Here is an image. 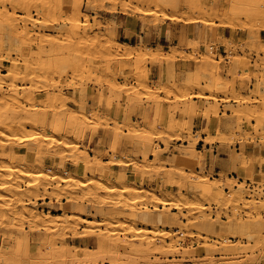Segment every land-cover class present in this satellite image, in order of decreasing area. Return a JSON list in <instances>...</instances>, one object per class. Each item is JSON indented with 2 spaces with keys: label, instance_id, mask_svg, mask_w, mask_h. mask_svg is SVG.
<instances>
[{
  "label": "rangeland",
  "instance_id": "obj_1",
  "mask_svg": "<svg viewBox=\"0 0 264 264\" xmlns=\"http://www.w3.org/2000/svg\"><path fill=\"white\" fill-rule=\"evenodd\" d=\"M46 1L47 0H0V12L2 13L0 14V38L3 36L4 39L2 42H4L12 35L18 41L21 53L11 54L10 61L24 64L22 62L24 57L21 56L23 54H27V57L30 56L32 58V60L31 58H27L31 64L29 62L26 63H29L31 68L29 64L28 66L22 65L16 84L17 88L20 89V95L25 93L22 87H25L27 91H29L28 89L30 88L32 89L31 94L34 98L38 96L39 99L26 101L27 98L21 97L15 99L17 104L21 107H25V109H29L30 106H32L31 104H35V110H31L33 114L38 110L36 112L42 113L45 111L48 115L53 117L54 115L51 114L56 113L58 117H63L59 122L61 124L64 120L63 126L58 129L54 137L77 143L80 149L78 151L74 148L63 149L62 147L59 148L54 146L53 141H47L50 145L53 144L51 147L52 154H48V152L45 151L32 152L29 153V155L25 154L32 162H30V164H22L23 168L38 171L46 170L48 165H53L54 170L52 169V171L49 172H53L57 175H67V171H69L70 174H81L79 167H76L71 161L74 154L82 151V153L87 152L90 155L98 154L101 158V163H103L102 165H108L111 159L113 160V158H115L114 155L119 154L122 160H130V163L133 161L135 162L134 165L115 166L113 170L106 174H103L100 170H96L95 172H90V175H88L89 178L87 177V179H90L92 175H94V178H100L102 175L101 177H103V179L108 180L122 173L125 174L127 178L121 177L119 179L118 183H116L117 189L122 186L137 187L145 192L154 191L156 194L162 196L172 192L173 195L176 196L186 194V196L190 197L194 192L190 189L192 184L191 181H195V178L198 179V177L202 175L209 179L217 178V183L221 185L220 187L224 191L236 188L234 186L235 184L237 187L242 185L245 191L243 195L246 197L244 199H232L229 195L227 196V194H225L227 198L219 200L212 196H204L205 194L202 193V199H199L195 206H189L187 209H176L172 206L164 208V206L158 205L157 212L153 213L155 217L162 211H165L167 214L173 213L172 215L175 217L176 223L173 226L167 227L165 223L157 224L156 220H153L152 223L149 224H143L140 221L144 211L155 209L153 200L147 198L145 195L144 197H128L126 195V197H123L117 190L110 194V196L104 195V193L98 196L99 198L97 197L96 200L89 198L85 200V203H75L72 205L69 203V193H71V191H77L78 194L76 193L77 195L75 196L80 198L83 191L82 188H80L81 184L71 185L69 183H53L47 186L48 193L54 192L53 194L56 193V195H58L57 197L55 195L51 197L48 195V198H46L45 194L41 191L42 195H39L36 199H31L32 202L30 205H27L25 204V201H28L27 197L21 194L26 191L25 189L23 191V188H26L28 191L30 183L21 180L20 183L13 184L15 189L19 187L20 189L18 190H21L20 193L16 195L19 201L11 204L9 200H0L1 207H14V210L18 211L16 214H18L17 217H19L17 219L19 221L15 219L16 222H18L17 224L16 222L14 224H9L8 222H4L5 225L0 224V264H44V262L45 264H77V260H70L69 258L68 260L64 256H61L64 253L63 250L60 249V246H62V239L64 238L68 244H78L80 246L85 245L87 240L84 237L79 239V241L73 240L72 233L66 231V229L63 230L64 228L60 223L53 226L54 230L52 232H47L43 229L39 230L33 222L24 221L25 215H20L28 207H33L38 212L42 211L43 213L49 214H58L66 211L69 215L73 213L80 214L81 218L95 221L112 219L119 220V222H129L133 220L137 221L138 227L157 229L153 234H149L144 239L127 240V243H130V247L138 246L140 243L145 245L148 240H156V242H158L162 238L161 233L167 230L171 231L173 235L172 239L165 240L169 243H173V247L177 249L176 252H169L167 255L165 253H160L152 247L151 250L148 249L149 251H144L141 256L128 255L125 261L135 262V264H200L204 261H212V263L214 262L213 264L227 261L245 262L248 261L246 254L250 256V253H238L235 247L238 245H252L251 248H253L255 246L254 244H256V247L251 249V251H253L250 252L252 256L254 254L253 257L255 259L249 260L248 264H264V229L259 230L255 225L256 221L264 222V122H259L262 120L259 117L254 119L249 118V116H246L248 115L246 112H244V114L240 111V109L243 110V106H252L251 109H259L260 107L261 111L264 108V105H262L264 101V33L262 39L260 36L261 32L264 31V16L261 14L262 10H264V0H242L245 5L243 9L235 15H224L230 7L227 5H225L222 10L216 12L213 10L214 15L210 17L202 18L197 13L193 14L192 17L196 19L197 23L186 26H194L197 31V36L194 40L190 39L183 45H177L170 40V31L174 30V28H179L178 26L188 24L186 23L187 16L185 13L187 8L184 0H181L182 5L176 10H173L169 6L163 8L164 10L158 9L153 0H78L83 14H81L82 22L79 25L81 31L76 37L72 33L73 27L69 26L71 24L67 23L66 16L59 17L60 12H57L55 17L59 19L58 21L53 20V15H50L49 7L45 6ZM196 1L199 0H195L194 3H196ZM13 2L16 5H14ZM205 2V4L208 3V8L213 9L214 2L216 3L218 0H205ZM254 2L259 5V8L257 12L249 14L247 8H249V4H253ZM53 3L57 5L58 1L56 0V3ZM196 5H199L198 2ZM65 11L66 13L68 12L66 8ZM144 11H151L152 14L145 15ZM38 13L41 14L39 15ZM7 17L8 20L9 18L17 19L14 21L17 23V29L15 32H12L14 35L10 34V29L5 26L4 22H6L5 19H7ZM114 22L115 25L113 24ZM121 24L127 27L128 30H126L123 35L119 34V37L116 31ZM225 27L231 29L230 39H226L223 36ZM27 30H29V32ZM26 31L28 32L27 34ZM201 31L203 32V36H201ZM144 32L150 33L152 36H157V38L161 35H166L169 40H156L154 42H148L146 40L144 42L138 37ZM132 35L134 37L130 39ZM50 39H55V42L57 41L64 44L62 56L59 57L63 59L64 65L61 71L57 68H51L48 70V72L50 71L49 73H44L42 69L39 71V68L42 67V63L38 56L42 59H46L47 57L45 56L47 55L44 54V56L39 52H35L39 51V46H35L33 49V47H28L26 45L29 40H32L36 45H40L42 40H44V44H46L47 40ZM112 40H115V43L120 40H131L132 43H135L133 46L141 48L142 51H144L146 47H152L154 51L159 54L161 53L163 58L153 60L148 56L146 59H143L140 54L133 50V55L128 53L129 56H127V53H125L127 57L125 58V54L120 52L123 50L125 51V48H113V50L116 49L115 51L118 53L120 52L121 55L123 54V57H120V54L117 52L106 50V46L114 43ZM76 42L79 44H75ZM71 43H74V47L70 45ZM210 46H213V48L210 49ZM28 50H30L31 53ZM7 51H9V49L5 50V52ZM109 51L113 54L111 55ZM145 52L147 51L145 50ZM170 52L174 55H171ZM166 53L167 56L169 54L168 57H173L176 60L173 62L167 61L166 58L168 57L165 56ZM74 56L78 58L76 62H79V65L82 66H79L81 69L77 71H72L78 68H76L77 66L71 65L72 62H70ZM177 60L181 61L182 67H180L179 72L174 73L171 78L165 80H155L152 78L149 70L150 64L173 67V64H175ZM5 64L6 66L4 65L1 68L0 77L4 78L3 85L5 91H9V85L11 84L9 79L10 71L9 68H7L8 64ZM107 65L110 68H108ZM72 66L74 69H72ZM28 67L30 70L34 67V69L31 70L32 72L27 69ZM84 67H86V70L83 71L82 69H84ZM120 70L124 73L121 74ZM212 75H219L222 82L228 83V86H233L232 89H226L224 92H208L207 89L210 85ZM108 77H111L110 79L114 77V86L124 90L122 95L117 96L110 93L113 87L106 81L110 80ZM194 80L196 83H194ZM43 88H48L51 93L55 90H58L55 92H59V90L62 91L67 97L69 96L67 99V108H73L72 110L76 109V113L79 112L77 113L78 115L86 114L85 116L83 115V118L81 117L80 124L77 123L79 125L78 127H80L79 132L75 130L76 128L74 125L76 123L69 122L65 114L64 116H60L62 112H64L62 108L59 106V108L56 107L54 103L51 105V99L45 98V91H42ZM83 89H85L86 96H84L85 94H81ZM200 95H208L209 98H197V96L199 97ZM76 96L79 98L86 97L87 101L86 104H83L84 107L79 108L75 104L72 97ZM181 96H185L187 100L179 101V97ZM6 97L9 99L11 98L9 97V93ZM96 99L99 100L100 105L98 107L92 103V101L95 102ZM52 100H54V96ZM210 103L218 106L216 114H212L208 111L207 108ZM189 104H195L196 106V110L193 114L187 111ZM159 105H164L162 107H165L166 114L162 107L158 109V107H160ZM142 109L154 114V118L151 122L147 121L148 118L139 117L138 112ZM56 110L59 111L56 112ZM159 110H162L160 112L163 113L162 115L158 112ZM97 112L99 116L102 115V117H99ZM94 113L98 116L100 121L97 120V116L93 115ZM175 122L179 123L182 127L184 126V130L176 132L171 131L169 126L172 123L175 124ZM44 124L42 122L33 124L32 126L34 127H30L29 125L27 127V133H29L31 128H33L32 134H35L34 132L40 131L44 127H51L47 122ZM69 126L70 130L65 132L63 127ZM99 128L103 129L104 134H110V136L111 134L114 135V141L111 145H101L102 142L100 141V147L99 145L96 147L94 144L90 147L84 142V136L88 132L94 135ZM34 129H37V131H34ZM72 130L76 133L71 132ZM226 130H228V132ZM222 132L223 134H221ZM125 136L134 140L132 143L133 145L135 144L134 147L136 148L134 152L123 154L117 151L119 142L127 140L124 138ZM40 140V142H44L42 141L43 138ZM37 141L38 139L34 142L37 143ZM202 142H204L203 145H201ZM44 143H46V141ZM144 143L150 145V148L145 152L147 153V163H153V167V165L156 166L158 162L160 166L157 170H154V172L153 170L145 169V155L142 152L140 153L141 148L145 146ZM185 145L195 146L194 149L200 151L198 154L200 156L193 165L185 167V176L180 178L177 172L176 161L177 156L185 155L184 152L187 149ZM19 155L23 157L24 152L19 153ZM4 157L5 156L0 155V164L7 163ZM244 157L248 162L243 159ZM149 159L154 161L152 162ZM242 160L247 162V168L245 169L241 163ZM219 161H223L226 164L220 172L217 168ZM128 169L130 170L128 171ZM168 170L173 171L170 173ZM136 173L141 175V180L135 176ZM25 182L27 183L25 184ZM178 182H180V184ZM191 188H193V186H191ZM234 200L237 201L235 202ZM89 203H93L99 208L102 206V209L106 210L105 214L100 215L97 210L90 209L92 206L88 205ZM15 204L18 206L15 207ZM81 207L86 208L87 211H92L91 217L83 215L80 211ZM114 207L119 209L117 212L115 211V214L112 212V208ZM11 208L9 210H4L6 216L9 215V219L13 217L10 215V213H12ZM229 220L237 222L240 226L235 229L232 234L227 232L228 230L224 227L222 228L220 226H226V222ZM190 221L195 222L190 223ZM26 222L31 224L29 225ZM205 223L206 227H204ZM212 224L214 226L213 228ZM78 225V230L76 231H78L77 233L80 232L78 236H81L83 231L87 230L88 222H84L81 219ZM244 227H246L245 230L251 235H258L259 239L254 241H257L260 245L254 243L252 239L247 238V235L244 234L243 231ZM119 229L120 228L117 230ZM161 230L163 231L161 232ZM117 233L119 234L117 236L120 237V240L125 237V235L120 234V232ZM195 234H200V236ZM131 236L132 235L129 234L127 236L128 239H130ZM25 237L29 238V247L23 246L22 240ZM49 239L51 241L53 240V248L50 247V250L48 249L51 252L48 251L47 253L50 254L43 256L48 259L43 260L41 258L42 255L39 254V256L37 252L39 251L38 243L48 242ZM226 243H232L234 246H225ZM205 245L209 249H206ZM89 246L96 247V244L90 243ZM20 251L22 252L20 253ZM78 261L79 264L90 263L86 261H82L81 263V260ZM91 263L94 264L95 262ZM98 263L112 264L113 261L111 262L109 258L102 256L98 258L95 264Z\"/></svg>",
  "mask_w": 264,
  "mask_h": 264
},
{
  "label": "bare ground",
  "instance_id": "obj_2",
  "mask_svg": "<svg viewBox=\"0 0 264 264\" xmlns=\"http://www.w3.org/2000/svg\"><path fill=\"white\" fill-rule=\"evenodd\" d=\"M57 1H58L57 5H55L53 3V2L56 3V0H47L45 2V6L49 7L50 15L51 14L53 15V16L51 15L53 20L58 21L59 18L57 19V17H55V16H56L57 12H60V14H59L60 16L59 15H57V16H59V17L66 16L67 23L71 24L69 26L73 27V29H72L73 35L75 37L78 36V34L81 31L79 29V25L82 22V20H81L82 15L81 14H83L81 12L82 10H81V6H80V2H78V0H57ZM137 1H140V0H137ZM141 1H144V0H141ZM146 1H148V0H146ZM153 1L156 3L155 5L158 7V9H163V8H166L169 6L173 10H176V9H179L182 5L181 0H153ZM153 1H150V2H153ZM194 1L195 0H184V3L186 4V8H187V11L185 13L187 16L186 17V23H193V24L197 23L196 19H194V17H192V15L195 13H197L202 18L210 17L211 15H214L213 9L208 8L209 1L207 4H205L206 3L205 0L196 1V3L198 2V4H199L198 6L196 5V3H194ZM14 5H16V4L14 3ZM216 5H217L216 8L218 10H222L225 5H227L228 7L230 6L229 9L227 10V13H224V15L229 16L230 14L235 15V14H237V12L242 10L245 3L242 0H218V2H216ZM65 8L68 11L67 13L65 11ZM258 8H259L258 4H256L255 2L253 4L251 3V4H249V8H247V12L249 14L255 13V12H257ZM40 9H41V7H40ZM58 10H60V11H58ZM144 12H145L144 13L145 15L152 14L151 11H144ZM0 14H2V13L0 12ZM249 14H247V15H249ZM261 14L264 16V10H262ZM46 15H48V14H46ZM189 16H191V17H189ZM0 19H1V17H0ZM15 20H17V19H15V18L10 19L9 18V20H8V17H7V19H5L6 22H4V23H5V26L10 29V34H13L12 32L13 31L15 32V30L17 29V23L14 22ZM65 23H66V21H65ZM113 24L115 25V22ZM0 25H1V23H0ZM27 31L29 32V30H27ZM27 31H26V34L28 33ZM3 39H4V37L1 36V38H0V61H1L0 72H1V68L4 65L6 66L5 63H7L8 64L7 68H9V71H10L9 79L11 81V84L9 85V89H8L9 91H5L4 85H3L4 78L0 77V155L5 156L4 158L6 159V162H7L5 164H0V196H1L0 200H9V201H11V204H14L15 202L19 201V200H17L16 195H18L21 190H18V189H20L19 187H17L18 189H15V186L13 184L20 183L21 180L22 181L25 180V181L30 183L28 191L26 188H23V191H24V189L26 191L23 192V194H21V195H25L27 197L28 201H25L26 202L25 204H27V205H30V203L32 202L31 199H36L39 197V195H42L41 191H42V193L45 194L46 198H48V195L50 197L54 196V195L57 197L58 195H56V193L53 194L54 192L48 193V187L47 186H50L53 183H60V184L61 183H69L71 185L81 184L80 188H82L83 191H82L80 198H77L75 196L78 194L77 191H71V193H69V197H70L69 203H71L72 205L75 203L76 204L85 203V200H88L89 198L92 200H94V199L96 200L98 196H100L101 194L103 195L104 193H105L104 195L110 196V194L114 193L117 190H118L117 192L120 193V195H122L123 197H126V196H128V197H132V196L133 197L134 196L144 197V195H145L147 198H150L151 200H153V202L155 203V209H153L151 211H148V210L144 211L142 217L140 218V221L143 224H149V223H152L153 220H156L157 224L158 223H161V224L165 223V224H167V227H169V226H173L176 223L175 217L172 215L173 213L167 214L165 211H162V210H161L162 212L158 213L157 216L155 217L153 215V213L157 212L158 205H162V206H164V208L167 206H172L176 209H182V208L187 209V208H189V206H195L197 201H199V199H202V197H203L202 193L205 194L204 196H212L215 199H219V200L220 199H226L227 197L225 196V194H227V196L229 195L230 198H232V199H244L246 197L245 195H243L245 191H244V187L242 185L237 187V185L234 183L235 184L234 186L236 188H233V189L228 190V191H224L220 187L221 185H219L217 183V180H218L217 178L216 179H209L208 177H205V176L203 177L202 175H200V177L197 176L198 179L195 178V181H191V183H192L191 186H193V188H191V186H190V189H192L194 192H193V195L190 197L186 196V194H182V193H181L182 195L176 196V195H173L172 192L169 194H166L165 196H162V195L156 194L154 191H146L145 192L141 188H137V187L122 186L121 188L117 189L118 187L116 186V183H118L119 179L121 177L127 178L126 175L122 174V173H120L119 176H117V177L114 176V178H111L108 180L103 179V177H101L102 175L100 176V178L99 177L94 178L93 177L94 175H92V177L90 179H87V177L89 178V176H88V175H90L89 173L95 172L96 170H100L103 174H106L109 171L113 170V167H115V166H120V165L121 166H129V165L131 166V164L134 165L135 162L132 161L130 163L129 162L130 160L129 161H127V159H126V161L122 160V158L119 156V154L117 155L116 152H115L116 155H114L115 158H113V160L111 159V162L108 165H102L103 163H101V158L99 157L98 154L90 155L87 152L82 153L83 151L79 152L77 154H74L72 156L71 161L73 162V164L76 167H79V169L81 170V174L74 173L76 175L70 174L69 171H67V173H68L67 175H57L53 172H49V171H52V169L54 170L53 165L47 166L48 171H47V169L36 171V170L28 169V168H23L22 164H26V163L30 164V162H32L31 159H28L27 155H29V153H32V152L36 153L39 151H42V152L45 151V152H48V154L49 153L52 154L51 147L53 146V144L50 145V143H47V141H53L54 146H57L59 148L60 147H62L63 149L74 148L76 151H78L80 149V146L77 143L68 141L67 139L54 137V134H56L58 129L63 126L62 124H63L64 120L62 121L61 124L59 123L63 117L62 118L58 117V115H56V113L51 114V115H54V117H53V116L48 115V113L45 111L42 113L36 112L38 110H36L35 113L33 114V113H31L32 112L31 110H35L34 109L35 104H31L32 106H30V108L28 107L29 109H25V107H23V106L21 107L20 105L17 104V101L15 99H18L21 97L27 98L26 101H29V100L31 101L33 99H36V100L39 99L38 96H36V98H34V96L31 94L32 89H30V88L28 89L29 91H27V89H25V87H22V90L25 93H23V95H20L21 94L20 89L17 88V84H16L17 80H18L19 71H21L22 65L28 66L29 63L31 64V62L28 61L29 59H27V58H31V57L30 56L27 57L26 56L27 54L21 55L22 57H24L22 59V62L24 64H19L17 62L10 61L11 60V54H20L21 49L18 46V41L16 40V38L14 36L11 35V37L9 36V38L6 41L2 42ZM109 39H110V37H109ZM54 40H51V39L47 40L46 44H44V40H42L40 45H36L35 43L32 42V40H29V42L26 45L28 47L29 46L33 47V49L35 48V46H39L38 47L39 51H35V52H39L40 54H43V55L46 54L47 55V56L44 55L45 57H47L46 59H42L40 56H38V58L41 59V63H42V67H41V63H40L41 68H39L40 69L39 71H41V69H42L43 70L42 72H44V73H46V72L49 73L50 71L48 72V70L51 68L52 69L57 68L58 70L61 71V68L64 65L63 59L59 58L60 56H62L64 44L61 42H57V41L55 42ZM114 41L115 40H112V42H114ZM77 43L78 42H76L75 44H77ZM111 44H113V45H111ZM111 44L106 46L107 51L108 50L112 51L113 48L121 47V48H125V51L124 50L123 51L118 50V51L122 52L123 54L127 53V56H129L128 53L132 54V52L134 51V52H137L138 54H140L141 58H143V59H146L148 56H149V58H152L153 60L163 58L161 53L160 54L157 53L156 51H154V49H152V47L151 48L146 47L145 50L147 52H145V50L142 51L141 48H136L135 46L127 44V43H120L117 41V43L114 42ZM70 45H73V47H74V43H71ZM7 49H9V51L5 52V50H7ZM30 50H28V51L31 53ZM115 50H113L112 52H117ZM135 50H138V51H135ZM140 50L142 51V53ZM176 50H177V48H176ZM162 51H163V49H162ZM11 52H13V53H11ZM29 52H28V54H29ZM32 52H34V51H32ZM120 52L119 53L117 52V53L120 54ZM164 52H165V50H164ZM110 54L112 55L113 53L110 52ZM170 54H171V52H170ZM122 55L120 54V57ZM165 56H167V53ZM168 56H169V54H168ZM124 57L127 58L126 54ZM24 59H25V62H24ZM76 59H78V58H76V56H74L72 61H70V62H72L71 65H74L75 67L77 66L76 68H78V69H74V67L72 66L73 68L72 67L71 68L74 69L72 71H77V70L81 69L80 67H82L79 65V62H76ZM166 59L169 62H173L174 60H176L173 57H168ZM31 60H32V58H31ZM38 60H36V61H38ZM27 62H29V63L26 64ZM30 64H29V67H30ZM35 65H37V64H35ZM29 67L27 68L28 70H30ZM32 68L34 69V67H32ZM85 68L86 67H84V69H82V70L83 71L86 70ZM108 68H110V67L108 66ZM33 69H31V70H33ZM82 70H80V71H82ZM121 70H120V73L121 74L124 73ZM66 72H67V70H66ZM34 73H37V72H34ZM38 73H40V72H38ZM50 75H51V73H50ZM113 78L114 77H112V79H110L109 81L106 80L107 82H109V84H111V87H113V89H111L110 93L113 95L120 96L124 93V90L122 88L114 86L115 81ZM194 83H196L195 80H194ZM227 84L228 83H224L221 81V78L219 75L218 76L212 75L211 76V82H210V85L208 86L207 90H208V92L213 93V92H224L226 89H229V88L232 89L233 86H230V85L228 86ZM43 89H42V91H45V98L51 99L50 102L52 101L50 104L52 105L54 103V105L56 107L59 106L64 111V112H62V114L60 116H64V114H65L67 116L69 122L80 124V122H81L80 119H81V117L83 118L84 112L81 113L83 115H78L77 113H79V112L76 113V109L72 110L73 109L72 107H71L72 109L67 108V99L69 98V96L67 97L65 95V93H63L60 90H59V92H55V91H58V90H55L54 92L51 93L48 88H45L44 90ZM8 93H9V97H11L10 99L6 97V95ZM81 94H85L84 96H86L85 89L82 90ZM53 96H54V100H52ZM72 98H73V101L75 102V104L79 108L84 107L83 104H86V101H87L86 97L79 98L76 96V97H72ZM179 98H180L179 101L187 100V98L185 96H181ZM195 98H196V96H195ZM197 98L206 99L209 97H208V95H200L199 97L197 96ZM8 100H10V101H8ZM194 102H196V101H194ZM262 105H264V101L262 102ZM162 106H164V105H161L160 107H158V109H161ZM208 106L209 107L207 109L209 112H211L212 114L217 113V111H218L217 107L218 106H216L213 103H210ZM251 107L252 106H249V107L243 106V110L240 109V111L242 113L246 112V114H248L246 116H249V118L254 119L256 117H259L262 119L259 122H261V121L264 122V108L261 111L260 107H259V109H251ZM162 108L165 110V107H162ZM187 108H188L187 111H189L190 114H193L196 110L195 104L194 105L189 104V106ZM57 111H59V110H56V112ZM161 111L159 110L158 112L160 113ZM91 113H93V112H91ZM164 113L165 114L167 113L166 110ZM160 114L162 115L163 113H160ZM93 115H95V113ZM93 115H91V116H93ZM97 115L99 116L98 112H97ZM97 115H95V116H97ZM98 116H97V120L100 121V119H98ZM100 116L102 117V115H100ZM103 118H105V117H103ZM103 118H101V119H103ZM160 119H161V116H160ZM68 121H67V123H68ZM41 122L43 124L47 122L48 124H50L49 126H51V127H49V128L44 127L40 131H37V129H34V131H37V132H34L35 134H32L33 128H31V130H29V133H27V129H28L27 127L29 125L31 127L33 124H38ZM76 124L74 125L76 128L75 130H77L79 132L80 127H78L79 125L78 124L76 125ZM32 127H34V126H32ZM183 127L179 123H176V122H175V124L172 123L169 126L170 130L174 131V132L181 131V130L183 131L184 130ZM233 127H235V126H233ZM63 128H64L65 132L70 130V126L69 127H63ZM73 130L71 132H74ZM216 131H218V130H216ZM226 131L228 132V130H226ZM166 132H167V130H166ZM227 132H225V133H227ZM74 133H76V132H74ZM177 133H179V132H177ZM221 134H223V132ZM41 138H43L42 141H44V142L46 141V143L40 142ZM36 139H38L37 143H35ZM144 145L145 146H143V147L141 146L142 148L140 150V153L142 152L145 155V158H144L145 159L144 162L146 163L145 169L153 170V172H154V170H157L158 167H160V166H159L158 162H157L156 166L153 165V167H152L153 163H151V164L147 163V161H146L147 160V153H145V152H147V150L150 148V145H147V143L146 144L144 143ZM185 147L187 148L186 151L184 152L185 155L177 156V161H176L177 172L180 175V178L181 177L183 178L185 176V167H189V166L193 165L196 162V160L198 159V157L200 156V155H198L200 153V151L195 150L194 149L195 146L185 145ZM59 148H57V149H59ZM21 152H24L23 157H20V155H19V153H21ZM25 154H27V155H25ZM152 159H149V160L153 162L154 160H152ZM243 159H245V157ZM245 160L241 161L244 169L247 168L246 163L248 162L247 160H246L247 162ZM168 171H170V173H171L173 170H168ZM150 172H152V171H150ZM135 176L138 177L140 180L142 179L141 175H138L137 173L135 174ZM191 177H192V175H191ZM27 182H25V184ZM178 183L180 184V182H178ZM188 184H189V182H188ZM18 185H20V184H18ZM22 186H24V185H22ZM44 194H43V196H44ZM105 197H107V196H105ZM18 198H19V196H18ZM22 198H25V197H22ZM102 198H104V197H102ZM88 205L92 206L90 209L97 210V212L100 215H103L106 212L105 209H102V206H101V208H99L93 203H89ZM12 206H14V205H12ZM17 206L18 205L15 204V207H17ZM10 208H4V207L0 206V224H4V222H8L9 224L10 223L14 224L16 222V220L19 218V217H17L18 214H16L18 211L14 210V207H12L13 209L11 208L12 213H10V215L13 217H11V219H9L10 218V217H8L9 215L6 216V213H4V210H9ZM124 209H127V208H124ZM112 210H113L112 211L113 214H115V211L117 212L119 209L114 207V208H112ZM80 211L83 215H88L89 217H91L92 211L91 212L87 211V209L84 207H81ZM108 214H109V212H108ZM108 214H106V215H108ZM14 215H15V217H14ZM20 215L21 216L25 215L24 221H28L31 223L33 222V224H35V226H37L39 228V230L43 229L47 232H52L54 230L53 226L60 223V225L64 228L63 230L66 229V231H69L72 233V235H73L72 239L73 240L79 241V239L84 237L87 240V243L85 245L80 246L78 244H68L63 238L62 242H61L62 246H60V249H62L64 252L61 256H64L67 259L69 258L70 260H75V261L81 260V263H82V261L90 262L89 264H92L91 262L96 263L98 258L104 256V257L109 258V260L111 262L113 261L112 264H135V262L125 261L128 255L132 254L133 256H137V255L141 256V254L144 251H149L148 249L151 250L152 247H154L155 250H158L160 253H163V254L164 253L169 254V252L172 253V252L177 251V249H175L173 247V243H171V242L169 243L168 241L165 240V239L171 240L173 237L171 231H169V230L161 233L162 238L158 242H156V240H148L147 244H145V245L140 243L138 246L130 247V245H129L130 243H127V240H130V241L141 240V239L146 238L149 234H153L157 230L155 228L150 229V228H146V227H138L137 221H133V220L129 221V222H119V220H112V219H102L99 221H95L92 219L87 220L86 218H81L80 214L73 213L72 215H69V213L67 214L66 211L58 213V214H49V213H43L42 211L38 212L33 207H28ZM80 218L84 222H88V226H87L88 228L86 231H83V234L81 236L80 235L78 236V234L80 232L77 233L78 231H76V230H78L77 226H79L78 224H79V220H81ZM17 221H19V220H17ZM28 222H26V223H28ZM194 222L195 221H190V223H194ZM8 223H6V224H8ZM17 223L18 222H16V224ZM80 223H81V221H80ZM226 223H227L226 226H222V225H220V226L222 228L224 227L226 230H228L227 232H229L231 234L234 232L235 229L240 227L239 224L233 220H229ZM255 225H256V228H259V230L264 229V222L263 221H256ZM204 227H206V223H205ZM213 227L214 226L212 224V228ZM118 228H120L121 230L120 229L117 230ZM245 229H246V227L243 228V231H244V234L247 235L248 239H252L253 241L256 239L257 240L259 239L258 235H251ZM84 230H85V227H84ZM162 231L163 230H161V232ZM117 232H120V234L125 235V237L120 240V237L117 236V235H119ZM129 234L132 235L130 239H128V237H127ZM195 235L200 236V234H195ZM195 235H192V236H195ZM221 235H222V233H221ZM221 235H219V236H221ZM52 241L49 239L48 242H41V243L36 242L39 245L38 250L40 251V252L37 251L38 255L41 254L42 255L41 258L43 260L48 259V258H45L43 256H46V254H50L47 252L50 250L49 249L50 247L53 248L52 247V245H53ZM22 243H23V246L29 247V238H26V237L23 238ZM90 243L96 244V247H90L89 246ZM254 243H257V241L256 242L254 241ZM254 243H252V244H254ZM260 243H261V241H260ZM50 244H51V246H50ZM257 244L260 245L259 243H257ZM254 245L255 246L253 248H251L252 245H249V246L248 245H241V246L238 245L235 247V250L238 253H242V252L245 254L250 253L249 254L250 256H248V254H246L247 260L248 261L254 260L255 259L253 257L254 254L252 256V253H251L253 251V250L251 251V249H254L256 247V244H254ZM225 246H231L232 247L234 245H232V243L231 244L226 243ZM205 248L209 249L206 245H205ZM21 252L22 251H20V253ZM49 252H51V251H49ZM75 261H73V262H75ZM77 261H76V263L79 264L78 263L79 261L78 262ZM151 261H153V260H151ZM248 261H245V262H242V261H238V262L237 261H230V262H228L227 261V262L218 263V264H248ZM213 263H212V261L211 262L210 261H204L200 264H213ZM41 264H43V263H41ZM44 264H45V262H44ZM54 264H56V263H54Z\"/></svg>",
  "mask_w": 264,
  "mask_h": 264
},
{
  "label": "crops",
  "instance_id": "obj_3",
  "mask_svg": "<svg viewBox=\"0 0 264 264\" xmlns=\"http://www.w3.org/2000/svg\"><path fill=\"white\" fill-rule=\"evenodd\" d=\"M216 3L214 2V7L213 10L219 11L216 8ZM189 24H193V23H188V24H184L183 26H178L179 28H174V30L170 31V40L177 44V45H183L185 43H187L188 40L192 39L194 40V38H196L197 36V31L196 29L191 26H186ZM128 30L127 27L123 26V24L120 25V27L117 28L116 33L119 35H123L125 33V31ZM263 33L264 31L261 32L260 36L261 39L263 38ZM201 36H203V32L201 31ZM223 36L226 39H230L231 38V29L229 27H225ZM120 37V35H119ZM122 37V36H121ZM132 37H134L133 35L131 36L130 39H133ZM140 38V40L142 39L144 42L147 40L148 42H154L156 40L160 41H167L169 40L168 37L166 35H161L160 37L157 38V36H152V34L150 33H146L144 32L142 35L138 36ZM121 39V38H120ZM137 40V38H136ZM139 40V41H140ZM120 43H127V44H131V45H135V43H132L131 40H127V41H119ZM180 60H177L175 62V64L173 65V67H167L165 65H156V64H150L149 65V70L151 73L152 78H154L155 80H165L168 78H171V76H173L174 73L179 72L180 67H182V63H180ZM92 101V100H91ZM90 101V102H91ZM92 103L95 104V106H99V100L96 99L95 102L92 101ZM91 103V104H92ZM93 105V104H92ZM155 113V111H154ZM138 115L140 118H148L147 121L151 122L154 118V114L151 112H147L142 110H139ZM102 128H99L98 131L92 135L90 132L86 133L84 136V142L89 145L91 147L92 144H94V146H98L100 147V143L102 142L101 145H105V144H112V142L114 141V135L111 134H104L103 129L100 130ZM124 138H126L127 143L125 140H122L121 142H119V145L117 147V151L125 154V153H130V152H134L135 151V144L133 145L132 143L134 142V140H132V138L125 136ZM101 141V142H100ZM94 147V148H96ZM224 166H226V164L223 161H219L218 162V171L220 172V170H222L224 168ZM126 168H130V167H126ZM130 169H128L129 171Z\"/></svg>",
  "mask_w": 264,
  "mask_h": 264
},
{
  "label": "built area",
  "instance_id": "obj_4",
  "mask_svg": "<svg viewBox=\"0 0 264 264\" xmlns=\"http://www.w3.org/2000/svg\"><path fill=\"white\" fill-rule=\"evenodd\" d=\"M212 48H213V46H210V49H212ZM224 53L226 54V51H225V50H224ZM203 143H204V142H202L201 145H203Z\"/></svg>",
  "mask_w": 264,
  "mask_h": 264
}]
</instances>
